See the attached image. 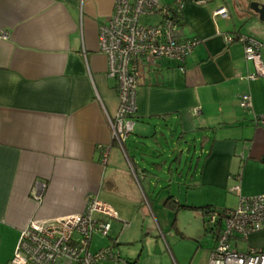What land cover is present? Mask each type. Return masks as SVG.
<instances>
[{
    "label": "crops",
    "instance_id": "0c3cea01",
    "mask_svg": "<svg viewBox=\"0 0 264 264\" xmlns=\"http://www.w3.org/2000/svg\"><path fill=\"white\" fill-rule=\"evenodd\" d=\"M114 4L0 0V264L11 263L32 220L83 213L90 195L104 201L103 191H117L118 174H127L114 167L108 172L116 152L129 165L128 184L136 181L145 192L142 180L153 174L149 160H160L153 166L160 175L179 170L191 142L202 141L194 172L201 168L206 189L224 190L239 203L264 196V127L257 121L264 116V47L260 71L247 61L241 40L227 42L242 35L264 44V21L251 0H184L182 39L199 44L185 73L169 60L164 70L145 75L135 119L143 125L135 124L120 150L109 123L118 109L116 82L108 76L99 34ZM221 9L226 16L216 15ZM244 96L252 108L241 107ZM207 228L214 242L209 264L217 236ZM109 238L124 257L112 232ZM244 245L264 251V230Z\"/></svg>",
    "mask_w": 264,
    "mask_h": 264
},
{
    "label": "built area",
    "instance_id": "2783aa9c",
    "mask_svg": "<svg viewBox=\"0 0 264 264\" xmlns=\"http://www.w3.org/2000/svg\"><path fill=\"white\" fill-rule=\"evenodd\" d=\"M184 0L173 4L163 0H115L114 13L101 28V50L108 59L109 75L118 86V111L109 120L112 143L124 147L134 133L138 113V92L142 76L164 70L173 61L185 73L187 61L199 44L197 39L183 40L180 16ZM216 15H227L226 9ZM241 40L247 61L262 71L264 44L256 38L228 36L227 42ZM264 73V72H263ZM260 74V75H263ZM257 78L250 75L249 79ZM241 107L252 108L251 100L242 97ZM258 124L264 127V116ZM110 148L104 153L106 162ZM234 193H236L233 190ZM117 211L98 196L90 195L83 213L54 220H32L22 231L10 264H130L115 245L95 253L91 246L95 235L110 237ZM208 224L216 229L217 245L209 264H264V251L240 252L255 232L264 230V196L242 198L235 210L226 209L209 215Z\"/></svg>",
    "mask_w": 264,
    "mask_h": 264
},
{
    "label": "rangeland",
    "instance_id": "374dc122",
    "mask_svg": "<svg viewBox=\"0 0 264 264\" xmlns=\"http://www.w3.org/2000/svg\"><path fill=\"white\" fill-rule=\"evenodd\" d=\"M254 2L264 6V0H251ZM140 125L143 124L139 122L136 127ZM201 146L202 141L198 145L191 142L192 152L185 156L182 167H178L179 170L174 168L172 172L166 170L162 175L153 171L154 163L159 164L160 160H149L153 174L144 179L149 181L150 188L142 180L145 192L135 180L133 185L128 184L129 165L121 154L113 153L108 172L114 167L120 172L125 171L127 176L119 173V189L103 191L101 196L120 215V220L113 221L112 233L118 239V248L124 257L138 259V264H208L210 251L214 248L213 236L205 223L209 217L204 218L202 211L194 206L211 205L219 211L236 210L240 198L224 190L206 189L201 184V168L198 173L194 172L199 157L195 149L200 151ZM116 148L120 150V145ZM174 160L176 157L168 163ZM110 243V238L95 235L91 251L95 253ZM246 249L245 245L240 247V251Z\"/></svg>",
    "mask_w": 264,
    "mask_h": 264
},
{
    "label": "trees",
    "instance_id": "16d2710c",
    "mask_svg": "<svg viewBox=\"0 0 264 264\" xmlns=\"http://www.w3.org/2000/svg\"><path fill=\"white\" fill-rule=\"evenodd\" d=\"M236 36H239V35H236ZM247 37H250V38H252V36H247ZM179 69V68H178ZM184 207H192V206H184ZM194 208H196V209H198V210H200V211H202L203 212V214L205 215V217H209V215H211L212 213H215V212H217V211H219V210H216V209H213V207L211 206V205H207V206H194ZM224 210H226V209H224ZM114 221V220H113ZM113 221H112V223H113ZM206 223V225H209L208 224V221L207 222H205ZM208 229V228H207ZM217 234L218 233H216L215 232V235L217 236Z\"/></svg>",
    "mask_w": 264,
    "mask_h": 264
},
{
    "label": "water",
    "instance_id": "95a60500",
    "mask_svg": "<svg viewBox=\"0 0 264 264\" xmlns=\"http://www.w3.org/2000/svg\"><path fill=\"white\" fill-rule=\"evenodd\" d=\"M251 10L260 16V20L264 21V6L258 3H251Z\"/></svg>",
    "mask_w": 264,
    "mask_h": 264
},
{
    "label": "bare ground",
    "instance_id": "6f19581e",
    "mask_svg": "<svg viewBox=\"0 0 264 264\" xmlns=\"http://www.w3.org/2000/svg\"><path fill=\"white\" fill-rule=\"evenodd\" d=\"M104 26V24L103 25H101L100 26V28H99V34H100V31H101V28ZM193 54V53H192ZM191 57V56H190ZM108 76H109V78H111L110 77V75H109V66H108ZM112 80H114L115 82H116V80L115 79H113V78H111ZM141 80H143V82H145L147 79H146V77H145V74L142 76V79ZM116 91H117V95H118V86H117V82H116ZM137 104H138V98H137ZM118 107H119V104H118ZM138 107V106H137ZM117 111H118V109H117ZM117 113V112H116ZM115 117H116V114H115V116L114 117H110L109 118V120L111 119V120H114L115 119ZM111 133H112V138H113V132H112V129H111ZM216 232V231H215Z\"/></svg>",
    "mask_w": 264,
    "mask_h": 264
}]
</instances>
